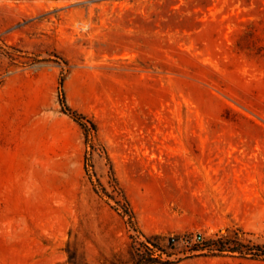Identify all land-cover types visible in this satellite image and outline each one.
Wrapping results in <instances>:
<instances>
[{
  "label": "rangeland",
  "instance_id": "374dc122",
  "mask_svg": "<svg viewBox=\"0 0 264 264\" xmlns=\"http://www.w3.org/2000/svg\"><path fill=\"white\" fill-rule=\"evenodd\" d=\"M141 263L264 264V0H0V264Z\"/></svg>",
  "mask_w": 264,
  "mask_h": 264
},
{
  "label": "trees",
  "instance_id": "16d2710c",
  "mask_svg": "<svg viewBox=\"0 0 264 264\" xmlns=\"http://www.w3.org/2000/svg\"><path fill=\"white\" fill-rule=\"evenodd\" d=\"M59 99H60L63 111L65 113H67V114L75 115V113L72 112V110H71V108H70V106H69V104L67 102V99H66V96H65V92L63 90V83L62 82H61V85H60ZM81 125L86 130V125L85 124H81ZM131 214L133 215L134 213L131 212ZM213 245L215 247L214 251L216 252V255H224L225 249L228 248L229 246H231V244L226 242V241H224V239L222 237L213 240ZM233 249H234L233 252L237 251V248H236L235 245L233 246ZM151 261L152 262L153 261H157V258H154V260H151Z\"/></svg>",
  "mask_w": 264,
  "mask_h": 264
},
{
  "label": "built area",
  "instance_id": "2783aa9c",
  "mask_svg": "<svg viewBox=\"0 0 264 264\" xmlns=\"http://www.w3.org/2000/svg\"><path fill=\"white\" fill-rule=\"evenodd\" d=\"M172 241L176 243L178 239L176 237L172 238ZM180 241L185 244L186 246H189L190 248L193 245H196L198 243H202L204 241V236L201 233H197L193 236V238H190L188 236H183Z\"/></svg>",
  "mask_w": 264,
  "mask_h": 264
}]
</instances>
